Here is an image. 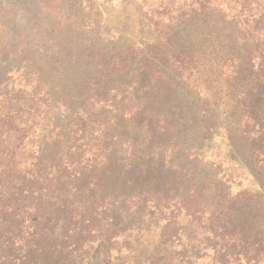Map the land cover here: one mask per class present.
Returning <instances> with one entry per match:
<instances>
[{
    "label": "rangeland",
    "instance_id": "obj_1",
    "mask_svg": "<svg viewBox=\"0 0 264 264\" xmlns=\"http://www.w3.org/2000/svg\"><path fill=\"white\" fill-rule=\"evenodd\" d=\"M143 1L0 0V84L8 83L9 88L24 85L30 70L38 69L46 55L54 51L60 52V66L69 65V78L78 82L99 77L117 52L134 57L128 71H119L117 80L112 82L116 89L109 97H116L124 112H117L114 103L108 108L114 115H126L124 124L129 127L109 134L114 137L108 174L112 184L106 183L102 192L103 196L111 191L124 192L125 173L133 178L128 195L119 204L124 220L110 231L109 239L98 238L88 253L75 256L69 264H264V174H259L260 163L255 164L245 153L248 144L235 133L234 101L228 87L232 69L215 63V49L206 61L201 57L209 45L211 22L206 20L205 27L201 17L189 16V6L183 7L192 2L199 6L201 0ZM172 13L176 27L173 50L180 53L183 63L143 72L142 62L154 50L150 47L156 36L153 15L165 20ZM101 61L104 67L98 65ZM179 74L183 75L182 81L176 79ZM64 78L67 82L68 77ZM153 97L159 104L163 102V111L173 115V120L185 117L173 133L174 140L170 136L164 146L163 132L149 133L151 129L137 127L131 121L142 100L147 98L149 102ZM206 111L209 128L203 130ZM22 129L17 132L22 144L17 153L25 168L30 167L33 153L38 154L39 141L29 140L30 132L22 135ZM57 133L70 141L67 131ZM117 133L123 139L115 143ZM101 134L94 131L90 139L74 140L73 151L78 146L87 156L97 153L100 160L103 147L110 146L99 141ZM137 140L138 144L133 143ZM8 154L9 151L3 164L9 160ZM127 160L131 162L129 168ZM97 162L92 160L89 169H94ZM141 164L146 166V176L162 172L172 176L174 184L168 186V196L150 194L152 198L146 203L147 196L136 195L135 190L141 185L137 167ZM189 168L194 170V179L215 174L214 180H223L229 186V204L243 209L236 213L242 217V226L225 222L223 214L211 215L214 204L209 195L201 199L193 193L195 189L189 188L185 171ZM1 176L2 172L0 180ZM188 188L190 193L186 195Z\"/></svg>",
    "mask_w": 264,
    "mask_h": 264
},
{
    "label": "trees",
    "instance_id": "obj_2",
    "mask_svg": "<svg viewBox=\"0 0 264 264\" xmlns=\"http://www.w3.org/2000/svg\"><path fill=\"white\" fill-rule=\"evenodd\" d=\"M198 5L192 2L183 7L189 6V16L201 17L205 27H208L206 20L211 22L209 45L201 52V57L206 61L215 49V63L232 69L228 87L232 89L229 97L234 101L235 133L248 144L245 153L251 156L252 162L260 163L259 174H264V0H201ZM173 14L165 20L153 15L156 36L150 47L154 50L151 57L142 62L143 72L148 73L152 68L158 71L160 67L165 70L170 64L183 63L180 53L173 50L176 32ZM59 53L47 54L39 68L30 70L24 78V85L9 88L8 83L0 84V264H69L75 256L88 253L98 238L109 239L110 231L124 220L119 204L128 195L127 188L133 178L125 173L124 192L115 194L110 190L105 196L102 192L106 183L112 184L108 174L114 137L109 134L122 130L123 126L129 127L124 124L128 120L126 115H114L108 108L114 103L117 112H124L116 97H109L116 89L112 82L117 80L119 71H128L134 57L117 52L99 77L78 82L69 78V65L60 66ZM87 58L95 60L92 56ZM98 65L104 67L103 61ZM109 76L112 78L106 80ZM182 76L179 74L176 79L182 81ZM64 77H68L67 82ZM155 99L142 100L138 111L131 115V121L134 120L137 127L151 129L149 133L163 132L161 143L164 146L170 136V140H174L173 133L185 117L173 120V115L163 111V102L159 104ZM206 113L203 130L209 128L206 124L210 120L209 111ZM20 127L22 135L30 132L29 140L39 141L38 154L33 153L30 167L25 168L17 153L22 146L17 133L21 132ZM57 131L71 134L70 141ZM94 131L102 133L99 141L110 145L103 147L100 160L97 153L87 156L78 146L73 151L74 140L90 139ZM114 136L115 143L123 139L120 133ZM133 143L138 144V140ZM8 151L9 160L3 164ZM92 160L98 162L94 169H89ZM126 162L129 168L131 162ZM143 165L137 167V181L141 185L137 184L136 195L147 196L146 203L152 198L150 194L168 196V186L174 184L172 176L164 172L146 176ZM185 171L189 188L195 189L193 193L201 199L209 195L214 204L212 216L223 214L224 221L232 226L243 225L242 217L236 215L243 209L229 204V186L223 180H214L215 174L197 180L193 168ZM189 188L186 195L190 193Z\"/></svg>",
    "mask_w": 264,
    "mask_h": 264
}]
</instances>
